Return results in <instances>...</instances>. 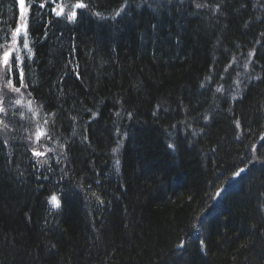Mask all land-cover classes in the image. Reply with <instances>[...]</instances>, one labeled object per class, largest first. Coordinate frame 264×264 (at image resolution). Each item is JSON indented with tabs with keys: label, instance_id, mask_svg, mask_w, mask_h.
<instances>
[{
	"label": "trees",
	"instance_id": "16d2710c",
	"mask_svg": "<svg viewBox=\"0 0 264 264\" xmlns=\"http://www.w3.org/2000/svg\"><path fill=\"white\" fill-rule=\"evenodd\" d=\"M22 2L0 264H264V0ZM20 13L0 0V61Z\"/></svg>",
	"mask_w": 264,
	"mask_h": 264
},
{
	"label": "snow or ice",
	"instance_id": "6c2138e0",
	"mask_svg": "<svg viewBox=\"0 0 264 264\" xmlns=\"http://www.w3.org/2000/svg\"><path fill=\"white\" fill-rule=\"evenodd\" d=\"M39 7H40V8H43V7H44V4L41 3V4L39 5ZM75 7H76V8L83 9V8H85V4L82 3V2H78V3L75 5ZM197 7H201V5H197ZM21 8H23V2H22V0H21ZM52 11H56V9L53 8ZM62 11H63V8H61L60 11H56V15H57V16L61 15V12H62ZM76 15H77V13L73 11V12H71V13L68 15L67 19H68L69 21H71V20H73V19L76 17ZM19 33H20V28H17V29H16V34L18 35ZM23 46H24L25 48L28 47V43H27L26 40L24 41ZM10 56H11V52H9V51H5V52L3 53V56H2V66H3V67H0V80H5V82H6L9 86L11 85V81H9L7 78H8V76H9L10 72H11L12 66H13L14 64H16L17 60L19 59L18 57L13 58L12 61H11V63H10ZM245 68H247V65H245ZM19 80H20V82H21V86L24 87L25 85L23 84V71H22V70L20 71V74H19ZM13 90L16 91V92H19V91H20V88H14ZM218 91H219V89H218ZM17 103H19V101H17ZM0 112H4L5 115H7L6 109L3 108V107H0ZM0 123H3V121L0 120ZM45 123H47V121H45ZM238 126H239V125H238ZM4 127H7V125L5 124ZM42 135H44L43 132L38 133V134H37V139L39 140L40 136H42ZM49 138H50V137H49ZM262 139H264V137H262ZM169 147H171V145H169ZM49 151H52V149H49ZM113 151L115 152L116 149H113ZM33 155L39 157V156L45 155V153H41V152H39V151H35V150H33ZM39 163L47 164L48 161H47V160L39 161ZM117 163H118V162H117ZM245 170H246V169H244V168H240L238 171H235V172L233 173V177L240 176L241 173H243ZM219 194H220V193L217 192L216 195L218 196ZM50 203L53 205L54 208H59V207L61 206V203H60V201L58 200V198H57L56 195H51V197H50ZM193 227H195V225H193ZM200 243H201V245H203L204 242L201 240ZM178 247H183V242H181V244L178 245Z\"/></svg>",
	"mask_w": 264,
	"mask_h": 264
},
{
	"label": "bare ground",
	"instance_id": "6f19581e",
	"mask_svg": "<svg viewBox=\"0 0 264 264\" xmlns=\"http://www.w3.org/2000/svg\"><path fill=\"white\" fill-rule=\"evenodd\" d=\"M55 148L56 147L52 146V145L49 146V149H52V151H49V149H47V148H43L44 149L43 152L45 153V156H47V158H52L54 156L63 155V153L61 154L62 151H58L57 148L56 149ZM47 161L49 162V159ZM47 164H42L43 165L42 167H45ZM237 178H239V176H237V177H233L232 176L230 182L237 180ZM224 190H225V188H223L222 190L218 191L220 193L219 195H222Z\"/></svg>",
	"mask_w": 264,
	"mask_h": 264
},
{
	"label": "rangeland",
	"instance_id": "374dc122",
	"mask_svg": "<svg viewBox=\"0 0 264 264\" xmlns=\"http://www.w3.org/2000/svg\"><path fill=\"white\" fill-rule=\"evenodd\" d=\"M22 9H24V5H23V8ZM20 33L17 35L16 34V32L13 34V36H12V38L13 39H19L20 38V36H24V34H25V27L24 26H22V25H20ZM4 84H6V83H2V84H0V92L2 91L3 92V88H2V86H4Z\"/></svg>",
	"mask_w": 264,
	"mask_h": 264
},
{
	"label": "water",
	"instance_id": "95a60500",
	"mask_svg": "<svg viewBox=\"0 0 264 264\" xmlns=\"http://www.w3.org/2000/svg\"><path fill=\"white\" fill-rule=\"evenodd\" d=\"M242 174V173H241Z\"/></svg>",
	"mask_w": 264,
	"mask_h": 264
}]
</instances>
